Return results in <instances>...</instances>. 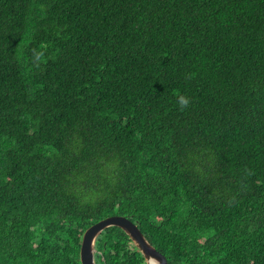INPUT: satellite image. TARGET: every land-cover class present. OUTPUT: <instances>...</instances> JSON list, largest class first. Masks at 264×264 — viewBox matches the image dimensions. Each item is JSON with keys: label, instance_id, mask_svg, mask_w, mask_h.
Returning <instances> with one entry per match:
<instances>
[{"label": "trees", "instance_id": "trees-1", "mask_svg": "<svg viewBox=\"0 0 264 264\" xmlns=\"http://www.w3.org/2000/svg\"><path fill=\"white\" fill-rule=\"evenodd\" d=\"M111 216L168 264H264V0H0V264H82Z\"/></svg>", "mask_w": 264, "mask_h": 264}, {"label": "water", "instance_id": "water-1", "mask_svg": "<svg viewBox=\"0 0 264 264\" xmlns=\"http://www.w3.org/2000/svg\"><path fill=\"white\" fill-rule=\"evenodd\" d=\"M111 226L121 227L129 235L145 258L147 264H168L167 259L146 240L137 226L123 217L108 218L91 226L86 231L81 246L82 264H96V240L103 230Z\"/></svg>", "mask_w": 264, "mask_h": 264}, {"label": "clouds", "instance_id": "clouds-1", "mask_svg": "<svg viewBox=\"0 0 264 264\" xmlns=\"http://www.w3.org/2000/svg\"><path fill=\"white\" fill-rule=\"evenodd\" d=\"M43 45H41V49H43ZM44 58V52L42 50H37L33 53V62L36 64H42ZM178 104L180 107V110H185L189 104L191 103L190 99L187 96L184 95H178L177 96Z\"/></svg>", "mask_w": 264, "mask_h": 264}, {"label": "bare ground", "instance_id": "bare-ground-1", "mask_svg": "<svg viewBox=\"0 0 264 264\" xmlns=\"http://www.w3.org/2000/svg\"><path fill=\"white\" fill-rule=\"evenodd\" d=\"M112 217H123V216H111V217H108V218H112ZM108 218H106V219H108ZM123 218H126V217H123ZM106 219H103V220H106ZM126 219H128V218H126ZM103 220H101V221H103ZM129 220V219H128ZM100 221V222H101ZM132 222V221H131ZM99 223V222H98ZM133 223V222H132ZM97 224V223H96ZM133 224H135V223H133ZM95 225V224H94ZM136 225V224H135ZM137 226V225H136ZM111 227H118V226H111ZM108 228H110V227H108ZM121 228V227H120ZM137 228H138V226H137ZM107 229V228H106ZM105 229V230H106ZM139 229V228H138ZM140 230V229H139ZM104 231V230H103ZM140 232L142 233V231L140 230ZM143 234V233H142ZM143 236H144V234H143ZM145 237V236H144ZM146 238V237H145ZM147 240V239H146ZM148 241V240H147ZM149 242V241H148ZM150 243V242H149ZM155 248V247H154ZM156 249V248H155ZM160 253V252H159ZM161 254V253H160ZM164 256V255H163ZM165 257V256H164ZM166 258V257H165ZM95 262H96V260H95ZM168 262V261H167Z\"/></svg>", "mask_w": 264, "mask_h": 264}]
</instances>
